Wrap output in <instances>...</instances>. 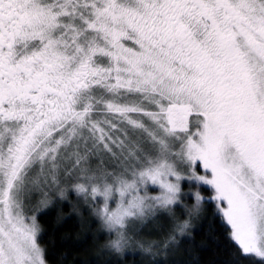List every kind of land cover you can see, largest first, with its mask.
<instances>
[{"label": "snow or ice", "instance_id": "obj_1", "mask_svg": "<svg viewBox=\"0 0 264 264\" xmlns=\"http://www.w3.org/2000/svg\"><path fill=\"white\" fill-rule=\"evenodd\" d=\"M69 191L117 255L190 197L158 254L211 201L264 264V0H0V264H46L26 209Z\"/></svg>", "mask_w": 264, "mask_h": 264}, {"label": "trees", "instance_id": "obj_2", "mask_svg": "<svg viewBox=\"0 0 264 264\" xmlns=\"http://www.w3.org/2000/svg\"><path fill=\"white\" fill-rule=\"evenodd\" d=\"M182 187L188 191L186 182ZM186 204L187 208L181 205L171 213L157 212L130 228L134 242L153 245L152 253L134 243L117 255L109 249V234L99 227L91 209L69 191L66 199L36 208L38 241L44 249L46 264H249L206 205L191 216L190 227L184 235H177V243L168 250L167 257L158 254L176 218L189 219L188 209L193 204L190 197Z\"/></svg>", "mask_w": 264, "mask_h": 264}, {"label": "rangeland", "instance_id": "obj_3", "mask_svg": "<svg viewBox=\"0 0 264 264\" xmlns=\"http://www.w3.org/2000/svg\"><path fill=\"white\" fill-rule=\"evenodd\" d=\"M203 170H201L202 172ZM73 194L76 196V194L73 192ZM202 194L207 198L210 197L212 195V190L210 188H208L207 186H202ZM50 196V202L48 204L53 203L56 200H60V196L57 193L54 192H50L49 193ZM42 197V193L36 192L33 194V197L30 201V205L29 207L26 209V211L28 212L29 215H36V205L39 201V199ZM77 197V196H76ZM63 200V199H62ZM83 203V202H82ZM84 205V203H83ZM206 207L208 208V210L215 216L216 221L218 222V224L221 226V228L223 229L224 233L229 237V229L227 228V226L222 222V219L220 218L219 214L216 213V209H215V203L209 201L208 203L205 204ZM35 206V207H34ZM32 207H34L35 209H32ZM231 240V239H230ZM231 242L234 244V242L231 240ZM235 245V244H234ZM236 246V245H235ZM237 247V246H236ZM238 249V247H237ZM244 258L246 259V261L249 264H260V261L257 258L251 257V256H244Z\"/></svg>", "mask_w": 264, "mask_h": 264}]
</instances>
